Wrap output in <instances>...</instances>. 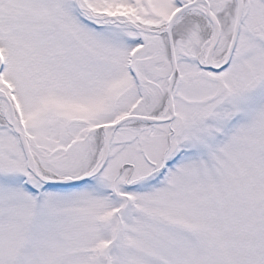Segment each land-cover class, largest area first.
I'll list each match as a JSON object with an SVG mask.
<instances>
[{"label": "snow or ice", "instance_id": "6c2138e0", "mask_svg": "<svg viewBox=\"0 0 264 264\" xmlns=\"http://www.w3.org/2000/svg\"><path fill=\"white\" fill-rule=\"evenodd\" d=\"M0 264H264V0H0Z\"/></svg>", "mask_w": 264, "mask_h": 264}]
</instances>
